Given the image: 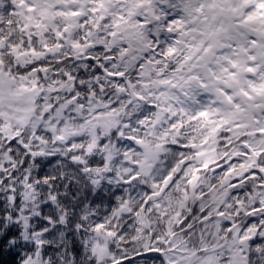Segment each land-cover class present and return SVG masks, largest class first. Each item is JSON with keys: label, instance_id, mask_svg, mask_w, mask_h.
<instances>
[{"label": "snow or ice", "instance_id": "6c2138e0", "mask_svg": "<svg viewBox=\"0 0 264 264\" xmlns=\"http://www.w3.org/2000/svg\"><path fill=\"white\" fill-rule=\"evenodd\" d=\"M0 264H264V0H0Z\"/></svg>", "mask_w": 264, "mask_h": 264}]
</instances>
